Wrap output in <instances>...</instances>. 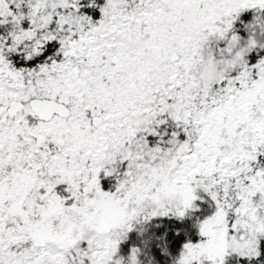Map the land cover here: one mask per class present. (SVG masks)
Returning <instances> with one entry per match:
<instances>
[{
  "label": "snow or ice",
  "instance_id": "1",
  "mask_svg": "<svg viewBox=\"0 0 264 264\" xmlns=\"http://www.w3.org/2000/svg\"><path fill=\"white\" fill-rule=\"evenodd\" d=\"M0 264H264V0H0Z\"/></svg>",
  "mask_w": 264,
  "mask_h": 264
}]
</instances>
